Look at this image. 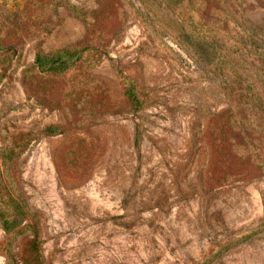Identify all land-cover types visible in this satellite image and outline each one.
Listing matches in <instances>:
<instances>
[{"label":"rangeland","instance_id":"rangeland-1","mask_svg":"<svg viewBox=\"0 0 264 264\" xmlns=\"http://www.w3.org/2000/svg\"><path fill=\"white\" fill-rule=\"evenodd\" d=\"M140 11L136 0H0V146L31 133L13 173L45 264H200L264 221V176L207 186L208 120L228 106L220 82ZM235 12L264 34V0ZM66 47L91 50L64 74L35 68L38 51ZM51 124L63 133L42 134ZM5 236L0 225V264ZM213 264H264V238Z\"/></svg>","mask_w":264,"mask_h":264},{"label":"trees","instance_id":"trees-1","mask_svg":"<svg viewBox=\"0 0 264 264\" xmlns=\"http://www.w3.org/2000/svg\"><path fill=\"white\" fill-rule=\"evenodd\" d=\"M130 2V0H128ZM244 0H136L139 16L154 24L158 34L172 38L205 71L220 82L227 108L208 120L211 157L207 186L210 191L233 180L254 181L264 176V34H258L236 12ZM210 18L218 20L217 25ZM91 47H66L52 53H36L35 68L43 74L60 75L73 69ZM253 56L260 66L245 56ZM130 107L140 109L144 101L133 85L126 84ZM44 135L63 133L57 124L47 125ZM31 133H22L12 144L0 146V225L6 233V264H45L38 214L16 191L13 173L16 159ZM1 139V135H0ZM26 222V223H24ZM255 237L264 238V221L254 229L233 233L215 246L200 262L213 264L236 245ZM24 240L23 250L13 246Z\"/></svg>","mask_w":264,"mask_h":264}]
</instances>
